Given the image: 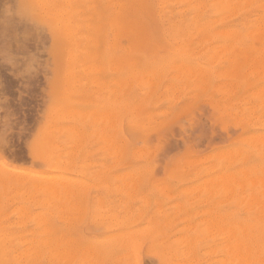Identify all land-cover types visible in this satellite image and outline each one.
Here are the masks:
<instances>
[{"label":"rangeland","instance_id":"obj_1","mask_svg":"<svg viewBox=\"0 0 264 264\" xmlns=\"http://www.w3.org/2000/svg\"><path fill=\"white\" fill-rule=\"evenodd\" d=\"M0 264H264V0H0Z\"/></svg>","mask_w":264,"mask_h":264},{"label":"bare ground","instance_id":"obj_2","mask_svg":"<svg viewBox=\"0 0 264 264\" xmlns=\"http://www.w3.org/2000/svg\"><path fill=\"white\" fill-rule=\"evenodd\" d=\"M121 2V1H120ZM153 2V1H152ZM153 4H154V2H153ZM113 7V6H112ZM115 9V8H114ZM159 12V11H158ZM157 15V14H156ZM188 15V14H187ZM156 18H157V16H156ZM159 21V20H158ZM203 21V20H202ZM160 22V21H159ZM203 22H205V21H203ZM111 24V23H110ZM160 24H162V23H160ZM173 26V25H172ZM201 28V27H200ZM201 30V29H200ZM168 36V35H167ZM204 39V38H203ZM150 41V40H149ZM212 45V44H211ZM218 49V48H217ZM208 50H209V48H208ZM215 56V55H214ZM206 57V56H205ZM211 57V56H210ZM209 57V58H210ZM210 60V59H209ZM191 71V70H190ZM191 74H193V73H191ZM197 76V75H196ZM177 77V76H176ZM194 80H195V78H194ZM170 81H172V80H170ZM137 83V82H136ZM193 85V84H192ZM146 90V89H145ZM136 106V105H135ZM136 108V107H135ZM137 115V114H136ZM146 116V115H145ZM131 246H132V244H131ZM131 246H130V248H131ZM133 247V246H132ZM133 250V249H132Z\"/></svg>","mask_w":264,"mask_h":264}]
</instances>
